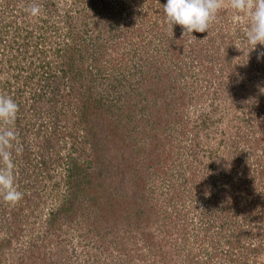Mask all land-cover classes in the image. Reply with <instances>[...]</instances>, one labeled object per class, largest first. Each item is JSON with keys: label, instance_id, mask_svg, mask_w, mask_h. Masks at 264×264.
<instances>
[{"label": "rangeland", "instance_id": "obj_1", "mask_svg": "<svg viewBox=\"0 0 264 264\" xmlns=\"http://www.w3.org/2000/svg\"><path fill=\"white\" fill-rule=\"evenodd\" d=\"M47 1L52 2L50 8H47ZM150 1L89 0L87 3L77 5L74 0H0V31L4 29L9 31L14 25H21L26 30L30 28L29 26L34 27L32 43L36 41L43 45L46 55H44L45 61H50L54 72H59L60 68L64 66L70 74L76 71L86 73L88 70L96 69L94 66L96 60H101L108 66L115 62L121 63V57L118 59L120 55H126L125 65L131 69L134 62L141 60L138 59L136 53H133L135 60L131 59L130 49L133 50L134 47L138 49L140 45H148L151 47L149 48L150 53L165 55L174 51V49L171 50V47H175L176 41L183 40L184 47L180 52L182 56L180 61L184 62L185 66L187 65L188 72L186 71L184 75L179 76L175 84L176 87L187 86L189 93L188 95L186 93V98L191 95L192 102L188 106H176V110L173 111L174 114L182 116L184 119L182 121L192 119L188 125L190 133L185 136L188 143L193 142L195 144L198 142L203 145L209 142L212 147H216L215 162L217 168L213 170L205 165V161L209 163L211 160L206 156L203 158L201 150H196L194 156L184 153L183 160L175 159L168 164L169 177L171 178L168 181L158 182L152 195L154 197L160 196L166 191L165 187L171 181L178 191L182 189L183 192L187 193V198L195 204L194 210L199 209L200 213L206 211V207L215 210L217 206L215 207L214 201L217 197L218 208L223 207L217 212V219L220 217L221 220L227 213L225 212L226 208H229L230 205H236L235 210L239 213L241 211V215L236 217L242 223L241 230L245 231V235L242 234L243 243L233 247L235 251L232 253L235 256L245 255L246 259H238V264H264V59L257 60V52L264 48V45L257 44L254 50L247 45L245 39L246 19L231 9L230 0H222L223 7L209 32H193L194 37L184 35L180 25H173V31L170 29L166 23L165 13L160 6L166 4L167 0L164 2L163 0H153V5ZM120 2L122 3L120 4ZM34 5L40 9L39 14L35 17L26 11ZM113 7L118 11L115 17L117 18L116 24L121 25L119 30L111 31L110 35L108 31L110 27L106 30L103 22L101 33L98 32L100 25L98 27L92 25H87V28L83 27L85 20H90L88 15L85 16L87 13L90 14V18H93V23H101L105 15L114 17ZM25 20L29 21L27 26L23 25L26 24ZM15 21H17V25ZM70 21L72 24H69ZM139 28H141V33H138ZM99 34L101 35L99 41H102L107 47L103 51L101 49L100 51L95 50ZM164 34L173 38L174 41L171 42V45L169 43L167 46L159 44V38L155 36ZM138 35L139 39L136 38ZM14 36H6L7 45H14L12 40L18 41ZM84 42L87 44L93 42L89 45L92 49L86 53H78V55L76 50L84 49V46H81ZM72 46L76 49L73 50ZM4 47H0V49ZM58 47L60 48L58 49ZM4 49L6 53H2L7 57L20 52V50L10 52L7 46ZM166 49L169 50L164 51ZM199 51L202 53L200 58L196 55ZM38 61V59L32 58L23 59L22 65L27 68L31 62L37 65ZM70 62V66L73 67L72 70L69 69V66H65ZM76 66L82 68L76 70ZM4 67L5 63L0 59V69ZM103 73L105 75V71ZM5 75L15 78L13 82L14 84L17 83L16 77L19 76L17 69L8 68ZM113 75L112 73L107 74L102 81H96L97 86L95 85L94 91L97 96H110L113 102L119 104L118 93L113 87L115 85ZM162 77L160 76V79ZM41 79L44 80V78ZM95 79H102V75L97 74ZM0 80L3 79L0 77ZM133 82L135 81L133 80ZM160 84L158 103L156 104L158 108L155 106V111L158 114H161L158 109L162 108L164 100L161 97L163 94L169 95V91L163 89L164 84ZM88 85L86 84V86ZM138 85L141 86L140 89L146 90L144 92L147 95L145 101L141 99L137 104L135 103L136 112L142 114L148 108L140 106L151 102V91H147L151 84L149 86L148 84ZM15 87L18 88L19 84H15ZM38 88L33 87V89ZM64 88H66V84L61 87L58 93L61 96L59 99L57 98L58 103H55L57 107L53 106V102L47 101L48 99L45 97L47 102L44 101L41 106L40 118L38 116L32 117L34 130L29 133L28 143L30 142L29 146L33 149H36V145L33 144L32 140L42 139L54 130H56V134H62L60 131L62 130L61 127H64V121L70 128L76 127L77 114L73 111L75 106L70 101L71 99H64V96L68 95L69 92L64 91ZM41 92H44V95L50 93L45 88H41ZM134 94H136L135 91ZM6 95L13 96L12 93H6ZM2 96L5 95L2 94ZM131 98L133 100L132 96ZM130 104L133 103L129 101L126 106H130ZM55 110L57 111L55 112ZM54 112L58 114L57 117L52 115ZM202 112H210L219 120L216 123L218 126L217 133L214 134L217 137L212 138L213 140L206 137L207 129L202 128L203 125H200L201 121L198 120ZM169 126L168 123L166 129L160 132L171 133ZM3 127L4 125L0 124V130H3ZM80 127L82 126L78 128ZM179 127L180 122L175 126V129L178 130ZM40 129L42 132H39ZM82 129L84 131L83 127L78 130L80 134L83 133ZM67 131L70 138H72V133L76 134V131L69 129ZM15 132L17 131L15 130ZM90 138L91 136H89ZM222 138H224V142L218 146L217 142ZM207 139L209 140L206 141ZM50 141V144H55L56 139ZM200 145L197 147L200 148ZM50 149L35 151L34 153H46ZM197 156H199V161ZM223 157L226 158L223 159ZM237 157L239 158L237 159ZM225 161H227L225 167H228V170L225 173H218L225 165L223 163ZM241 161L246 166L240 165ZM231 165L233 169H231ZM182 170H184L185 176L182 179L172 180L174 172L180 173ZM50 171L52 179L49 178L48 174H43L37 179V191L42 196H36L33 189L27 193V197L23 196L20 204L23 210L21 207L19 211H14L15 207L13 206L9 208L11 204H5L2 194H0V264H112L114 260L111 257L117 256L116 254L107 251L97 253L91 247L96 243L100 217H92L87 220L85 218V220L73 222L70 226L65 224L53 232L47 229L50 215H53L54 211L62 205L60 204L61 200L64 199V195L68 191L65 181L68 171H66L65 164L61 167H51ZM210 175L216 177L214 181ZM237 186L236 192L229 196L226 195V192ZM16 187L18 188L17 185ZM93 209L92 206V214L98 215L95 211L93 212ZM199 212L198 214L194 212L193 217L190 215L194 225L198 224V227L205 223L204 219L200 218ZM206 214L203 215L206 216ZM92 219L95 220V223ZM90 220H92L91 223H89ZM59 224L61 222L54 226ZM193 231H196V228ZM160 236L163 234H158V237ZM227 244L228 238L220 237L218 247L223 252L228 251ZM256 245L260 246L257 253L251 251ZM97 254L101 255L102 258L98 260ZM224 260L222 256L221 261ZM136 262L137 260H134L133 263ZM147 263L145 261V264Z\"/></svg>", "mask_w": 264, "mask_h": 264}, {"label": "trees", "instance_id": "obj_2", "mask_svg": "<svg viewBox=\"0 0 264 264\" xmlns=\"http://www.w3.org/2000/svg\"><path fill=\"white\" fill-rule=\"evenodd\" d=\"M74 2L78 5L87 3L89 0H74ZM150 2L152 5L154 4L153 0ZM51 5L52 2L47 1V8H50ZM163 5H160L162 11H164ZM112 10L114 17L105 15L101 23H93V18H90V14L87 13L85 16L88 15L90 20H85L83 27L87 28V25L98 27L100 25L98 32L101 33L103 22L106 30L110 27L108 31L111 35V31H117L121 26L116 24L115 14L118 11L114 7ZM25 21L26 24L23 25L27 26L29 21ZM118 21L120 22V20ZM15 22L17 25V21ZM69 24H72L71 21ZM71 26L73 27V25ZM29 27L26 30L21 25H14L9 29L10 33L8 29L0 31V47L7 46L10 52L20 50L18 54L7 57L2 53H6L5 47L0 49V59L5 63V67L0 69V77L3 79L0 80V95L9 97L6 93H12L11 98L18 105L15 121L17 136L11 151L16 185L23 196L27 197V193L31 192V189L36 196H42L37 191V179L43 174H48L52 179L51 167H61L65 164L66 171H68L65 177L68 191L65 193L64 199L61 200L60 204L62 205L54 211L53 215H50L47 229L53 232L65 224L70 226L73 222L82 221L85 218L87 220L92 217H100L96 243L91 247L97 253L107 251L116 254L117 256L111 257L114 260L112 264H132L134 260L137 262L133 264H145V261L148 262L147 264H238V259H246L244 254L235 256L232 253L235 251L233 247L243 243L242 234L245 235V231L241 230L242 223L236 217L241 215V211L239 213L235 210L236 205L228 206L229 208L225 210L227 213L221 220L220 217L217 219V212L223 207L218 208L217 197L214 201L215 207L217 206L215 210L206 207V211L200 213L199 209L194 210L195 204L187 198V193L182 189L178 191L171 181L165 187L166 191L160 195L161 197L152 195L158 182L168 181L171 178L169 177L168 164L175 159L183 160L184 153L194 156L196 150H201L202 157L206 156L211 160L209 163L205 161V165L213 170L217 168L216 147H212L209 142L203 145L198 142L188 143L185 136L190 133L188 125L192 119L182 121L184 120L182 116L174 114L173 111L176 110V106H188L192 102L191 95L186 98V93L187 95L189 93L187 86L176 87L175 84L179 76L188 72L187 65L185 66V63L180 61L182 59L180 52L183 50L184 41H176L175 47H171V50L174 49V51L165 55L150 53L149 48L151 47L148 45L130 49L129 52L132 54L130 58L134 59L133 53H136L138 59L141 60L134 62L131 69L125 65L126 55H120L118 59L121 57V63L115 62L108 66L101 60H96L94 64L96 69L88 70L86 73L76 71L70 74L64 66L56 73L53 71L50 61H45L43 45L36 41L32 43L34 37L32 30L35 28ZM138 33H141V28ZM8 35H15L14 38L18 41L12 40L14 45H7L6 36ZM98 37L95 50L103 51L107 47L102 41H99L100 34ZM155 37H158L159 44L164 46L171 45V42L174 41L173 38L165 34ZM136 38L139 39V35ZM109 39L111 40L110 36ZM90 43L84 42L81 45L84 46V49H77V54L89 52L92 49L89 46ZM72 47L73 50L76 49V47ZM196 55L200 58L202 53L199 51ZM31 58L38 59V64L31 62L27 68L22 65L23 59ZM71 59L73 58L71 57ZM70 64L71 62L65 66H69V69L72 70L73 67ZM8 68L17 69L19 76L16 77L17 83L15 84H19L18 88L13 82L15 78L5 75ZM81 68V66L75 67L76 70ZM180 69L182 70L179 71ZM103 71H105V75ZM110 73L114 74L115 85L113 87L118 93L119 104L113 102L110 96H97L94 91L96 81H102ZM97 74L102 75V79H95ZM160 76H163L162 79ZM160 83L164 84L163 89L169 91V95L163 94L161 97L164 100L162 108L158 109L161 114H158L155 111V106L158 103ZM65 84L64 91L69 92L64 96V99H71L70 101L75 106L73 111L77 114L76 127L70 128L64 121V127H61L60 131L62 134H56V130H54L42 139L32 140L36 145V149H33L29 146L30 142L28 143L29 133L34 130L32 117L40 118L41 106L46 100L45 97H47V101L53 102L52 105L57 107L55 103H58L59 96H61L58 93ZM86 84L89 85L86 86ZM138 84H148V86L151 84L147 89V91H151V102L140 106L148 108L142 114L136 112L135 105L141 99L145 101L147 95L144 92L145 89H140L141 86ZM33 87L39 88L33 89ZM41 88L49 90L50 95H44ZM129 101L133 104L126 106ZM55 112L52 115L57 117L58 114ZM200 114L198 120L201 121L202 128L207 129L206 137L216 138L217 136L214 134L217 133L216 123L219 120L210 112ZM185 116L188 117V115ZM179 122L180 127L176 130L175 126ZM168 123L172 132H167V134L160 132L166 129ZM79 126L84 128L81 134L78 130L82 127L78 128ZM67 129L76 131V134L72 133V138H70ZM40 131L42 132V129ZM89 136H91L90 139ZM51 139H56L55 144H50ZM223 142L224 138L220 139L217 142L218 146ZM199 145L200 148L197 147ZM49 148H51L49 152L34 153ZM108 154L109 156H107ZM225 158L223 157V159ZM197 160H200L199 156H197ZM242 162L240 165L246 166ZM223 163L225 165L218 173H225L228 170V167H225L227 161ZM3 168L4 164L0 162V170ZM184 176V170L180 173L174 172L172 180L182 179ZM228 177L231 178V176ZM210 178L214 181L216 177L210 175ZM237 190L238 186L226 192V195H232ZM20 204L21 201L18 202V205H11L9 208L13 206L15 207L14 211H19L21 207L23 210ZM92 206L94 207L93 212L95 211L98 215L92 214ZM194 212L197 214L199 212L200 218L205 221L204 224L201 222L199 227L198 224L194 225L192 218ZM205 213H207L206 216L203 215ZM59 222L61 224L54 226ZM93 222L95 223V220ZM195 228L196 231H193ZM160 233L163 236L158 237ZM224 236L228 238L227 252H223L218 247L220 237L224 238ZM259 247V245L254 246L251 251L257 253ZM222 256L225 259L223 262L221 261ZM97 257H99L98 260L102 258L99 254Z\"/></svg>", "mask_w": 264, "mask_h": 264}, {"label": "clouds", "instance_id": "obj_3", "mask_svg": "<svg viewBox=\"0 0 264 264\" xmlns=\"http://www.w3.org/2000/svg\"><path fill=\"white\" fill-rule=\"evenodd\" d=\"M229 6L235 13L243 15L246 19L247 45L252 50L257 44L264 45V0H230ZM222 7V0H167L163 10L166 23L172 31L173 25H180L184 35L193 36V32L208 33L217 21ZM26 11L35 17L40 9L34 5ZM262 59H264V48L257 52V60ZM17 113V103L11 97L0 95V123L4 125L3 130H0V162L4 164V168L0 170V194L4 201L11 205H15L23 198V193L16 187L11 151L16 140Z\"/></svg>", "mask_w": 264, "mask_h": 264}]
</instances>
